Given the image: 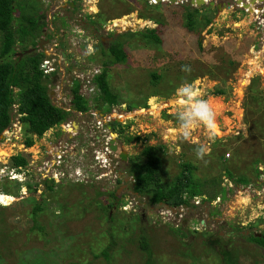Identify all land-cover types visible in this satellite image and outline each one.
I'll use <instances>...</instances> for the list:
<instances>
[{"label":"rangeland","instance_id":"374dc122","mask_svg":"<svg viewBox=\"0 0 264 264\" xmlns=\"http://www.w3.org/2000/svg\"><path fill=\"white\" fill-rule=\"evenodd\" d=\"M64 2L40 0L41 9L32 12L46 15L45 37L50 34L51 41L62 43L61 50L70 53L91 107L101 102L95 100L98 91L87 88L86 77L90 71L100 72L104 61L114 60L109 52L112 43L124 44L127 60L109 65L108 80L119 96L114 113L129 125L131 142L121 140L130 160L143 164L147 146H156L158 152L163 146L159 155L165 183L174 181L181 162L191 161L197 166L196 178H220L226 193L206 204L197 205L203 199L193 200V212L191 207L153 205L149 196L127 199L128 193L114 208L107 199L116 192L114 174L111 177L104 167L96 166L93 156L99 144L95 137L104 128H93L90 113L77 134V128L70 134V129L58 125L42 136L33 135L30 147L21 122L0 135V264H145L148 253L140 248L142 235L150 241L154 264H225L222 249L231 251L237 264H264V247L249 238L264 232V36L260 35L264 5L258 7L259 15H253L238 6L212 11L208 4L190 7L186 2L85 0L79 3L81 13L72 15L62 8ZM185 8H198L199 18L207 14L213 22L204 27L200 22L197 30L189 31ZM55 11L60 17L53 18ZM157 27L162 28L160 44L143 36ZM2 36L0 32V48ZM15 46L18 52L23 48L20 41ZM185 65L190 71L182 70ZM66 71L56 87L48 82L50 98L58 106L70 104L72 86ZM153 73L161 76L157 82ZM184 84H192L198 93L195 100L206 101L215 112L214 132L193 118L190 137H183L177 113L195 102L177 94ZM217 88L224 94H214ZM70 120L79 123L77 116ZM200 146L206 153L197 158ZM61 147L65 153L59 160ZM19 154L29 160L25 171L12 165ZM91 164L96 169L85 173ZM227 168L236 178L249 175L253 180L238 187L226 175ZM258 168L260 173L255 171ZM27 183L36 191L33 187L28 192ZM3 190L13 196L2 194ZM128 200L131 204L126 207ZM37 204L42 208L38 218L46 228L43 232L34 226ZM217 236L221 245L210 247ZM106 248L108 258L103 255Z\"/></svg>","mask_w":264,"mask_h":264},{"label":"trees","instance_id":"16d2710c","mask_svg":"<svg viewBox=\"0 0 264 264\" xmlns=\"http://www.w3.org/2000/svg\"><path fill=\"white\" fill-rule=\"evenodd\" d=\"M146 3L150 5L149 2ZM27 5H29L31 10L37 9L36 5L30 3L29 0H0V32L3 34L2 47L0 48V135L11 128L12 119L15 117V114L12 113V106L14 103H18L19 107L16 115L19 116L20 121L25 126L28 134L25 143L26 146L30 147L34 145L33 135L42 136L49 129L67 121L68 113L62 108L55 106L49 96L48 82H50L51 78L46 80L42 70H40V63L45 57L44 53H25L23 57L16 55L18 50L15 45L18 41L23 45V48H20L19 51L21 53L26 52L31 46H36V41L41 36L38 32H41V29L48 24L44 20V16L42 18L40 16L37 17L32 11H28L26 9ZM209 9L212 10V8ZM18 10L23 12L16 16ZM185 12V27L189 31L197 30L200 22L203 27L211 23L212 19L207 14L204 15L203 19L199 18L198 14L201 12L198 8L193 11L186 9ZM15 19H17L18 28L15 27L17 23ZM160 28L148 29L146 33H143V36L152 42L160 44L163 42L161 33H159ZM26 43H29V45H26ZM199 44L201 46V41ZM109 52L114 57V60L104 61L102 72L95 78L99 88V96L95 99L99 103H106L108 109L119 102V96L112 91L109 84V65L125 63L127 60V52L122 41L112 43ZM153 77L156 82L161 78L158 73H153ZM80 88L81 85L77 82L73 88L75 92L74 103L76 109L84 111L88 109V100L79 93ZM224 92V89L217 88L214 94L221 95ZM139 138L136 137V139ZM158 148L160 151L163 149L162 153L164 152L163 146ZM159 152L156 146H147L143 151L146 162L143 164L134 163L132 168L136 180V190L142 194H147L151 203L182 206L184 204L192 205L191 201L195 197H203V200L208 201L215 200L219 195L225 197L226 189L221 187L220 178L213 177L199 180L200 178L198 179L195 176L197 166L191 161L181 162V170L174 181L165 183L163 181V158L159 155ZM28 163L29 160L23 154L13 157L12 165L14 167H23L28 165ZM255 171L260 173L259 168L255 169ZM225 173L229 178L235 180L236 184L246 185L253 180L249 175L236 178L228 168ZM28 187L32 188L33 186L28 184ZM49 187L53 189L52 185H49ZM3 191L5 194L12 195L6 190ZM206 196L208 197L207 199ZM41 210L42 208L38 204L34 207L33 221L34 226L43 232L46 228L39 222L38 218V213ZM173 230L179 231L182 229ZM142 232H144V229H142ZM180 234L185 235L182 232ZM217 237V239L210 242V247L213 244L221 245L222 238L220 236ZM249 238L264 247V232L262 235L252 233ZM140 240L141 250L148 253V260L145 264H154L148 237L142 235ZM113 245L114 242H111L110 248ZM221 253L224 256L223 261L225 264H237L231 251L222 249ZM103 255L108 258L110 249L106 248L103 251Z\"/></svg>","mask_w":264,"mask_h":264},{"label":"flooded vegetation","instance_id":"af4514ba","mask_svg":"<svg viewBox=\"0 0 264 264\" xmlns=\"http://www.w3.org/2000/svg\"><path fill=\"white\" fill-rule=\"evenodd\" d=\"M29 1L32 4H34L35 2H38V5L37 4H34V5H36L38 10L41 9L39 7V1L40 0H29ZM83 1H85V0H65L64 4H62V8H67L64 10H67L68 13H73L72 15L77 14L76 13L77 11H80V13H81V10L83 8L82 9L80 8L79 3L81 4V2H83ZM205 1H206V4H204L202 6H205L208 4L209 5L208 8H214L215 11L222 10V7L228 8L229 5H230L231 9L236 8L237 6L243 8V6L240 5L239 0H232V1L226 2V3H223L222 0H205ZM245 1L249 2L250 0H245ZM212 2L214 3V5H211ZM162 3H166V2H162ZM182 3L183 4L185 3L186 5H189L190 7L197 6V5H193L191 0L190 1L184 0ZM149 4H150V2H149ZM260 5H264V1L260 2ZM260 5H259V2H256L253 4L252 7H259ZM219 6H220V8H219ZM71 7H73V8H71ZM62 8H61V10H62ZM230 8H228V9H230ZM26 9L28 11H33L30 9L29 5H27ZM263 10H264V8H263ZM212 11H213V9H212ZM22 12L23 11L20 12L18 10L16 16H19V14H21ZM54 14L56 15L55 18L60 17V15L58 14L57 11H55ZM27 15H28V13H27ZM39 16L41 18L43 16L46 17V15L43 14V12H40ZM64 17L66 18L67 23H69L70 20H68L67 15H64ZM203 17H201V19H203ZM15 20L17 22V19H15ZM212 22H213V20H211V23ZM47 26L41 29L42 34L39 37V40L36 41V46H31L30 49H28V50H31V52L35 53V54L43 52L45 57L43 58L42 62H44V63L46 61H50V59H51L50 57L52 54L57 55V53L59 54V56L61 58H63L64 61L65 60L67 61V62L65 61V63H67V65L69 67V68H67V71L70 74L69 75V81H70V85L72 86L70 89V93H71L70 104H69V106H66L65 104L62 103L64 106H58V105L53 103L55 106L62 108L64 111H66L68 113L67 121L61 123L60 125L66 129H70L71 131L68 130L70 132V134H73V130L77 128L78 130L75 132L77 134L79 132L81 126L83 125V121L85 122L84 117L86 115H88V113H90L91 114L90 117H92L90 122H91V124H95V127H93V128L99 129L100 126H102L104 128V133H106V134L102 133V135H96V137H95V139L99 141V144H98L99 150L97 148L94 149L93 150V152H94L93 156H94V161H96V166L104 167L109 172L107 175H109L111 177L114 174L113 181L115 184L116 192H115V190L113 192H110L109 198H107V196L105 195L106 198L108 199V205H110V203H112L114 208H115V206L117 207L116 204H118L119 202L121 203L123 201V199H125V196H122L125 193H128V195H129L127 199H129L131 196H135L136 201H138L137 199L139 197H145V198L148 197L147 194H145V193L142 194L136 190V180H135V176H134V173L132 170L133 164L135 162H134V160L133 161L130 160L131 158L129 157L126 149L124 148V144L122 142L123 140H121L122 138H124V141L131 142L130 138H132V136H129V134H127V131H129L128 123L124 122V121L121 122V118L116 117V115H118V114L115 115V113H114V109H115L116 105H113L110 107V109H108V105L106 103H104L105 104L104 105L103 102H101L100 104H96L92 107L88 103V109L87 110L80 111V110L76 109V106L74 103L75 92L73 91V88L75 87L77 82L83 85L82 81L80 80L81 75H79V73L77 72L76 69L72 68V66H71L72 65V58L70 57V53L68 52V50H66V51L61 50L62 43L56 42L55 40L51 41L52 39L50 37V34H49V36L45 37L47 34ZM75 30H77V27H72V31H75ZM56 37L57 36H55V38ZM41 45H43V48L41 47ZM45 47H46V49H45ZM48 50L51 51V52H49L50 54L48 53ZM31 52H29V53H31ZM16 55H18V54H16ZM53 58L57 59L56 57H53ZM55 64H56V66H54ZM57 65H58L57 62L53 64L54 69L57 67ZM100 69H101V71H100ZM100 69H99V71L102 72L103 67H101ZM100 72L90 71V77L89 76L86 77L87 81H88V87L87 88H89L90 91L92 90L91 93H94L96 90L98 91V94L95 96V98L99 96V88H98V85L95 81V78L98 74H100ZM57 76L59 77L57 81L61 80V78H62L61 74H54V75H52V77H50L52 83L54 82V80L56 79ZM67 82H68V80H67ZM81 88L79 90V93L85 99L88 100V98H87L88 94L82 92L83 89H81ZM49 89H50V87H49ZM49 96H50V91H49ZM71 116L79 117V123L77 121L72 122L71 120H70V122H68ZM101 119L104 120V123H103V121H101ZM92 121H93V123H92ZM136 137L137 136H135V138ZM113 145L117 146V150L112 149ZM58 149L60 151V152L58 151V153L61 155H58V156L56 155V156H57V158H59V160H61L63 158L65 150L63 149V147L58 148ZM55 154H57V152H55ZM122 154L127 155L126 159L122 158ZM79 164L84 165L82 162H80ZM81 167L83 168V166H81ZM94 169H96V167L91 164L89 166V170L84 169V172L91 174L90 171H93ZM102 177L103 176H97V178H102ZM33 187L35 188L34 191H36V187L35 186H33ZM33 187L32 188L26 187V189L29 192L30 190L34 189ZM40 192L42 193L43 191L41 190ZM105 192H107V191L105 190ZM193 200H195V198ZM192 201H191V203H193ZM207 202H210V201L202 200V202H200V203L196 202V203H198L197 205H199V204H206ZM130 204H131V200H128V204H126L125 206L127 207ZM161 204H163V203H159V205H161ZM138 205H140V202ZM153 205H157V204H153ZM165 205H168L170 208H173V209L177 208V207H182V206H184L185 208L191 207L190 210L192 212H193V209H195L193 206L187 205V204H184L182 206H172L169 204H165Z\"/></svg>","mask_w":264,"mask_h":264},{"label":"clouds","instance_id":"9594fccd","mask_svg":"<svg viewBox=\"0 0 264 264\" xmlns=\"http://www.w3.org/2000/svg\"><path fill=\"white\" fill-rule=\"evenodd\" d=\"M164 2L170 3L168 0H166ZM152 4H156V3H152ZM240 5H242V4H240ZM259 5H260V1H259ZM259 7H262V5H260ZM263 8L264 7L260 8V10H263ZM245 9L247 11H249L247 8H245ZM253 9L256 12L257 9H258V7H253ZM251 13H253V12H251ZM255 14L256 13H253V15H255ZM37 40H39V38ZM27 51L25 53H29ZM18 53H20L19 55H17L19 57H22V55L25 54V53L21 54V52H17L16 54H18ZM53 57H56L57 58V55L52 54L51 57H50L51 58L50 61H48L47 63H44V62H41L40 63V70H42V72H43L44 77L46 78V80H47V78L52 77V75H54V74L65 73V70L68 68L67 63H65L66 60L64 61L63 58H61L60 56L57 59H54ZM56 62H57L58 65L54 69L53 64L56 63ZM54 66H56V64ZM182 70H184V71H190V68L185 65V66H182ZM58 78L59 77L57 76L56 79H55L56 82L55 83L53 82L54 85L51 82V80H49V81L52 83L53 86L56 87V83L58 82L57 81ZM81 86H82V84H81ZM177 94L179 96L184 97L186 100H195V98L198 95V93L196 92V90L194 89V87H193L192 84H184V85H182L180 88L177 89ZM18 107H19V104L18 103H14L13 104V106H12V113L13 114H16L17 113ZM15 118L16 117H13V119H12V126H11V128L7 129L5 132H7L9 130L11 131V129H13V127H15V126L16 127L17 126H21L22 123H21V121L19 119V116H17V119H15ZM193 118H195V120L197 122L203 123L205 126H207L213 132L215 131V112L213 111V109L211 108V106L206 101L195 100V102L193 104L187 106V110L186 111H178V113H177V119L179 121L180 128L182 130V135H183V137L185 139L189 138L190 135H191V130H192V127H193ZM1 135H4V133L1 134ZM205 153H206V148L204 146H200L197 149V151H196L197 158H202L205 155ZM26 166H23V167H20V168H22L25 171L26 169L24 167H26ZM17 173H19V172H17ZM28 184H30V183H27V185ZM237 186L238 187H241L242 185L237 184ZM2 194H5V193H2ZM7 195H9V194H7ZM199 199H204V198H202V197H200V198L199 197H195V200H199ZM0 204H2V203H0Z\"/></svg>","mask_w":264,"mask_h":264},{"label":"water","instance_id":"95a60500","mask_svg":"<svg viewBox=\"0 0 264 264\" xmlns=\"http://www.w3.org/2000/svg\"><path fill=\"white\" fill-rule=\"evenodd\" d=\"M145 1L158 4V3L164 2L166 0H145ZM168 1L170 3L178 4L180 2H183L184 0H168ZM251 1H254V0H251ZM256 1L257 0H255L253 3H255ZM263 1L264 0H260V2H263ZM191 2H192L193 5H197V6H202V5L206 4V1L205 0H191ZM211 5H214V3L212 2ZM246 5H248V4L247 3L246 4L242 3L243 8H247L248 10H250V8H248ZM219 8H220V6H219ZM228 8H230V5L228 6ZM41 47L43 48V45H41ZM27 52H31V50H28ZM54 82H56V80H54ZM53 87H55V86H53ZM188 101H190V100H188ZM3 136L4 135H2V137ZM112 149L113 150H117V146L116 145H113L112 146ZM126 157H127L126 154H124V155L122 154V158L123 159H126Z\"/></svg>","mask_w":264,"mask_h":264},{"label":"bare ground","instance_id":"6f19581e","mask_svg":"<svg viewBox=\"0 0 264 264\" xmlns=\"http://www.w3.org/2000/svg\"><path fill=\"white\" fill-rule=\"evenodd\" d=\"M254 1H255V0H254ZM254 1H250V2L248 3V6H247V7L250 8V10H249L250 12L256 13L255 10H254L253 7H252L253 4H254V3H253ZM259 1H260V0H257L256 2H259ZM256 2H255V3H256ZM227 6H228V5H227ZM235 6H236V5H235ZM258 15H259V14H258ZM121 22H122V20L120 21V23H121ZM120 23H119V24H120ZM117 24H118V23H117ZM115 25H116V24H115ZM118 26H119V25H118ZM120 26H121V25H120ZM122 27H123V26H122ZM257 56H258V55H257ZM259 57H260V56H259ZM252 61H253V60H252ZM257 65H258V64H257ZM256 68H257V67H256ZM257 70H258V69H257ZM260 70H261V69H260ZM189 103H190V102H189ZM218 104H219V102H218ZM157 109H158V108H157ZM218 110H219V109H218ZM139 111H140V110H139ZM136 113H137V112H136ZM115 115H116V114H115ZM118 115H119V114H118ZM118 115H117V116H118ZM119 116H121V115H119ZM129 116H130V115H129ZM215 128H216V127H215ZM166 133H167V132H166ZM174 133H175V132H174ZM175 135H176V134H175ZM159 260H160V259H159Z\"/></svg>","mask_w":264,"mask_h":264},{"label":"built area","instance_id":"2783aa9c","mask_svg":"<svg viewBox=\"0 0 264 264\" xmlns=\"http://www.w3.org/2000/svg\"><path fill=\"white\" fill-rule=\"evenodd\" d=\"M260 12H258V11H256V14H259ZM261 13L264 15V11L263 10H261ZM255 14V15H256ZM261 22H262V24H263V26H264V18L261 20ZM260 35L262 36H264V28L260 31ZM48 61H46L45 63H47Z\"/></svg>","mask_w":264,"mask_h":264},{"label":"crops","instance_id":"0c3cea01","mask_svg":"<svg viewBox=\"0 0 264 264\" xmlns=\"http://www.w3.org/2000/svg\"><path fill=\"white\" fill-rule=\"evenodd\" d=\"M52 15H53V18H55L56 15H55V14H52ZM53 18H52V19H53Z\"/></svg>","mask_w":264,"mask_h":264}]
</instances>
